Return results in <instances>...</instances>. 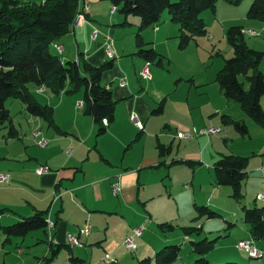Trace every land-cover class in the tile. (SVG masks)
Wrapping results in <instances>:
<instances>
[{
    "label": "crops",
    "instance_id": "0c3cea01",
    "mask_svg": "<svg viewBox=\"0 0 264 264\" xmlns=\"http://www.w3.org/2000/svg\"><path fill=\"white\" fill-rule=\"evenodd\" d=\"M87 5L84 21L81 24L75 22L60 40L64 47L62 57L64 60H76L81 57L94 65H100L109 60L104 43L112 42L114 65L112 69L105 71L103 83L113 91L116 101L115 121L107 126L104 133H99V124L85 112L83 106H77L78 102L83 101V93L68 96L65 91L56 94L50 90L48 103L54 107L52 123L30 114L25 105V118L31 123L32 133L29 136H21L16 129L14 134L8 132L12 141L2 157L7 159L6 156H13L14 159L0 165V172H7L10 176V182L4 183L6 186L1 190L7 195H13V208L18 213H9L5 220L2 216L0 226L10 225L24 216L34 214L36 210H45L47 219L55 224L51 232L45 228V233L47 231L49 235L46 253L49 254L50 263L61 260L62 264H103V258L109 254L117 259L113 264H123L120 260L128 254L123 251H129L123 243L126 235L132 228L140 226L139 224L147 225L146 221L153 216L149 211V203L155 198L156 192L145 191L148 189L147 174L158 173V184L163 185L164 178L174 169L175 162L184 161L190 165L202 163L203 153L193 151L183 153L184 160L180 158L169 161V156L174 153L175 141L183 139H177L175 134L173 137L169 134L172 140L167 138V134L165 139H160L162 133L152 131L154 125L160 124L158 115L163 116L168 105L175 107L181 116L165 119V126L171 129V125H174L177 132L180 129L192 130L197 122L207 126L216 120V117L209 116L215 110L217 113L221 108H225L218 103H212L208 110L200 109L198 113L197 108L194 109L190 105L189 94V110L186 108L187 113L182 114L181 111H185L184 107H181L184 100L177 96L172 97V94L163 91L159 84L154 85V82H158L160 74L165 72L164 60L156 63V66H150L151 80H144L139 75L147 59L137 53V45L134 48L129 44L128 49L124 36L126 24L138 26V18H125L120 12L116 14L118 9L112 12L114 5L109 1L87 0ZM125 19L130 23H126ZM161 19L163 20L158 24L142 31L147 47L155 46L157 51L161 50L159 45L168 42L172 34H176L179 39L180 33L179 24L173 22L169 15ZM261 28L264 29L263 21ZM95 32L97 36L93 38ZM179 47L182 48L180 43ZM130 62L133 64V70L127 68ZM122 79L126 80L124 86L120 85ZM220 93L225 97L221 89ZM223 96L217 99L220 102L222 99V102L228 103L229 106L230 102L226 97L222 98ZM160 105L162 110L154 113ZM132 112L144 123V129H139L130 119ZM223 120L225 123L228 119L223 117ZM36 130H40V136L48 140L46 146L38 145L40 136L33 135ZM155 136L157 140L152 143L149 139ZM160 145L166 148L162 152ZM2 157L0 155V158ZM38 166H48L49 171L38 174ZM195 173L191 178L192 183ZM116 181L122 184V189L117 194L113 192L112 187ZM164 186L166 187L165 184ZM214 191L215 188L212 193ZM87 222L92 226L90 233L80 234V229ZM145 231L146 228L136 239L143 237ZM69 234L77 236L82 245H69ZM6 240L11 241L10 238ZM58 244L68 246L62 247L53 256L51 246ZM23 253L24 251L21 252V257H18L21 264L26 263V257H22ZM5 257H8V254L4 256V260ZM71 257L78 260L74 262Z\"/></svg>",
    "mask_w": 264,
    "mask_h": 264
},
{
    "label": "rangeland",
    "instance_id": "374dc122",
    "mask_svg": "<svg viewBox=\"0 0 264 264\" xmlns=\"http://www.w3.org/2000/svg\"><path fill=\"white\" fill-rule=\"evenodd\" d=\"M20 1L40 3L44 0ZM252 1L238 0V3H231L225 0H218L214 9H206L199 14V18H202L206 23L207 32L205 34L197 36L184 48L179 47V39L176 34H172L168 42L159 45L161 50H158V53L164 56L165 72L160 74L158 82H154V85L159 84L162 90L171 93L172 97L176 98L177 96L184 100L181 107H184L185 111H181L182 114L187 113L189 106L187 96L189 94L190 105L194 109L197 108L198 113L200 109L208 110L212 103L223 105L225 110L221 108L220 112L217 113L215 110L209 116L211 118L216 117V120L212 123L210 122V124L213 127H221L219 133L198 135L192 139H183L182 141H179L177 137L178 140L174 143V153L169 156V161L172 162L173 159L182 158L184 160L183 153L187 151L200 152L203 153L202 163L196 162L190 165L184 161L175 162L173 165L175 166L174 169L163 180L166 187L164 184H158L160 180L158 173L147 174L149 179L146 187L148 189H145V191L156 192L155 198L149 203V211L153 216L146 221V231L143 237L136 239L138 248L134 252L123 251L128 253L120 260L123 264H139V258L142 256L151 257L149 264H157V252L165 246L173 244H178L180 251L177 259L170 264H200L197 260L202 257L208 260L206 264H223L227 262L264 264V256L262 258H250L237 247V243L240 240L250 236V225L244 220V207L264 206V201L256 198L259 192L264 191V122H258L249 116L237 101H229V106L227 105L228 103H223L222 99L220 102L217 97L223 95H220L222 94L220 93V86L216 82L217 73L224 67L225 61L233 57L235 53L227 36L228 29L231 26H243L245 39L249 47L264 51V29L261 28V21L247 16ZM116 14H120L119 11ZM165 15L170 16L168 9L162 12L161 18H164ZM131 16L138 18V23L140 24L138 16ZM125 28L126 35L124 36L128 43V49H130L129 44L136 48L138 26L126 24ZM150 29L151 27L148 30ZM249 29L256 30L259 35H251L248 33ZM112 39L114 41V37ZM130 53L128 55H131ZM156 63L157 60L153 61L151 65H158ZM127 68L133 70V64L130 62ZM260 68L264 72V59ZM245 87L248 89L249 83L245 84ZM29 88L40 103H48L49 88L45 87L46 91L44 93L38 92L37 87L32 83L29 84ZM81 93H83L82 90L70 92L67 95L73 96ZM222 98L225 97L223 96ZM261 104L264 109V94L261 97ZM6 106L11 116V122L0 124L1 157L6 153L8 144H11L12 141V138L8 136L10 127H13L14 130L16 129L18 135L20 134L21 136L25 134L29 136L33 130L30 127L31 123L25 118L27 111L25 112V104L20 99L10 98L6 101ZM158 116L160 124L154 125L152 131L162 133L160 135L162 140L165 139L166 134L167 138L172 140V137L174 134L176 136L177 132H175L174 125H171V129L165 126V119L169 117L178 118L181 115L177 113L175 107L168 105L165 114ZM223 117H226L229 121L224 123V120L222 121ZM235 121H243L248 128V133L243 134L239 131ZM210 124L202 126L197 122L192 127L201 129L209 127ZM149 140L154 143L157 137H151ZM228 154L248 158V163L245 167L247 176L241 185V196L239 198L233 195L234 187L215 183L214 165L223 155ZM6 158L10 159V161L2 157L0 158V165L5 162H11L14 159L13 156H6ZM194 172H196V176L194 183H192L191 178ZM4 173L8 174L7 172ZM201 184H203V187H201ZM5 186L6 184L4 183L0 184V208H5L6 210V212L1 214L3 220L9 213L12 214L13 211L18 213L13 208V195H7L1 190ZM213 188H215L214 193H212ZM195 204L206 205L216 211L217 215L211 218L206 215L199 217ZM14 215L18 217V215ZM161 223L172 224L173 228L167 225L162 226L160 225ZM189 226L201 227V229L187 234L186 229ZM47 233V231L45 233L44 228H39L28 232V235H12L8 237L0 228V264H18V257H21V253L19 254L20 250L24 251L22 257H26L25 264H62L61 260L49 262V254L46 253L49 244V235ZM7 238H10L11 241L6 240ZM24 238L25 240H23ZM202 239L213 241L210 249L204 255L194 251L191 243ZM256 243L264 251V239L257 240ZM6 254H8V257H5L4 260Z\"/></svg>",
    "mask_w": 264,
    "mask_h": 264
},
{
    "label": "trees",
    "instance_id": "16d2710c",
    "mask_svg": "<svg viewBox=\"0 0 264 264\" xmlns=\"http://www.w3.org/2000/svg\"><path fill=\"white\" fill-rule=\"evenodd\" d=\"M116 6L127 18L135 15L140 18L136 32L137 53L153 62L161 63L164 56L152 47H147L142 31L161 22L162 12L168 9L170 19L179 24V43L186 47L197 36L207 32L206 23L199 14L206 9H214L218 0H103ZM238 3V0H225ZM79 8V0H44L43 2H22L19 0H0V124L11 122L6 106L10 98L20 99L27 111L42 117L48 123L53 122L54 107L43 104L30 90L29 84L37 88L45 86L53 93L60 94L82 90L83 107L99 124V133H104L107 126L115 121L116 101L113 91L103 83L105 71L113 68V60L109 59L100 65L87 60H64L54 44L60 42L74 23ZM88 6L84 8V11ZM247 16L264 22V0H253ZM127 23L128 20L125 19ZM228 40L234 49V56L225 61L224 67L217 73L216 82L228 101H237L242 109L258 122H264V109L261 97L264 94V72L260 65L264 59V51L256 50L247 44L244 27L233 25L227 32ZM54 49V50H53ZM249 83L248 89L245 84ZM160 105L154 110L159 113ZM107 121V124L104 121ZM229 120L225 121L227 123ZM236 127L243 134L248 128L243 121H235ZM9 132L14 134L13 127ZM161 152L166 149L159 146ZM190 163V162H189ZM248 158L228 154L223 155L214 165L215 183L234 187V197L241 196V185L247 176ZM198 216L208 218L217 215L216 211L206 205L195 204ZM5 208H0L4 213ZM244 220L250 225V235L256 240L264 239V206L244 207ZM173 228L172 224L161 223ZM47 227V211L36 210L34 214L24 216L18 221L0 226L9 237L24 236L32 230ZM201 229L189 226L187 234ZM207 239L192 241L194 251L204 255L211 247ZM68 245H52L55 256L62 247ZM180 251L178 244L167 245L157 252V264H170L177 259ZM47 259V258H46ZM72 261L78 258L71 257ZM81 260V259H80ZM151 257H145L139 264H149ZM206 264L205 257L197 260ZM223 264H239L227 262Z\"/></svg>",
    "mask_w": 264,
    "mask_h": 264
},
{
    "label": "built area",
    "instance_id": "2783aa9c",
    "mask_svg": "<svg viewBox=\"0 0 264 264\" xmlns=\"http://www.w3.org/2000/svg\"><path fill=\"white\" fill-rule=\"evenodd\" d=\"M87 5V0H79V8L78 11L76 13L75 19H74V23L76 22L77 24H81L84 21L85 15H84V8H86ZM116 6L112 7V12L116 11ZM73 23V24H74ZM245 32V31H244ZM248 33H250L251 35H259L258 32H256V30H248ZM97 33L95 32L93 34V38H96ZM54 47L56 49V51L62 55L63 51H64V47L60 42H56L54 44ZM104 50L105 53L107 55V57L109 59H112L114 57V52L112 49V42L110 41H106L104 43ZM150 61H147L146 64L144 65V67L141 68V70L139 71V75L142 79L144 80H151L152 79V74H151V70H150V66H151ZM121 86L126 85V80L122 79L120 82ZM45 90V86H41L37 89L38 92H44ZM83 101H80L77 103V106H83ZM130 119L133 120L135 122V125L139 128V129H144V123L139 119L138 115L135 112H132L130 114ZM105 124H107V121H104ZM221 131L220 127H213V126H209V127H203L201 129H197V128H193L192 130H178L176 136L180 139H189V138H193L194 136H198V135H209V134H213V133H218ZM41 135V131L40 130H36L34 132V136L38 137ZM38 145L44 147L47 145L48 140L45 137L40 136L39 139L37 140ZM49 171V167L48 166H38L36 168V172L38 174H44L46 172ZM10 181V176L6 173H0V184L2 183H7ZM113 192L115 194H117L118 192L121 191L122 189V184L120 181H116L113 183ZM258 200L264 201V191L263 192H259L257 194L256 197ZM1 213H0V220H1ZM54 222L50 219H47V229L51 232L52 229L54 228ZM92 229V226L90 223H86L84 227H82L80 229V234L83 235H88L90 233ZM145 229V226L141 225V226H136L134 228L131 229V231L126 235L125 239H124V245L127 248V250L129 251H133L137 248V242H136V238L141 236L143 234V231ZM50 239L53 240L52 235H50ZM67 241L69 243V245L71 246H75V245H82V242L79 240V238L75 235L69 234ZM256 239L254 237H252L251 235L248 238L242 239L237 243V247L244 251L248 257L250 258H262L264 256V251L263 249H261L257 243H256ZM22 250L19 251V253H21ZM103 264H113L117 262V259L112 257L111 255L107 254L104 258H103Z\"/></svg>",
    "mask_w": 264,
    "mask_h": 264
}]
</instances>
